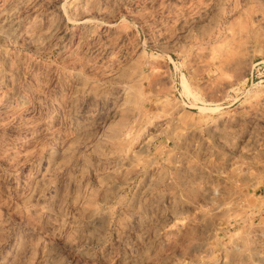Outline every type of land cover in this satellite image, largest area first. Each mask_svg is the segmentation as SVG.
<instances>
[{
  "label": "rangeland",
  "instance_id": "374dc122",
  "mask_svg": "<svg viewBox=\"0 0 264 264\" xmlns=\"http://www.w3.org/2000/svg\"><path fill=\"white\" fill-rule=\"evenodd\" d=\"M0 264H264V0H0Z\"/></svg>",
  "mask_w": 264,
  "mask_h": 264
}]
</instances>
